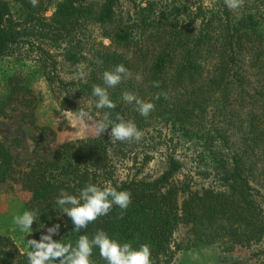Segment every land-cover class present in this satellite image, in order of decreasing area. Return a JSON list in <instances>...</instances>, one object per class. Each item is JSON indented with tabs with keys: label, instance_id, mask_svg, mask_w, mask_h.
Wrapping results in <instances>:
<instances>
[{
	"label": "trees",
	"instance_id": "trees-1",
	"mask_svg": "<svg viewBox=\"0 0 264 264\" xmlns=\"http://www.w3.org/2000/svg\"><path fill=\"white\" fill-rule=\"evenodd\" d=\"M121 1L39 0L33 7L30 0H0V64L17 65L0 80V120L20 109L18 117L35 125L36 97L20 71L34 64L61 111L83 109L96 121L109 113L113 122L119 114L143 134L176 135L197 148L195 162L205 165L201 173L210 184L194 188L177 178L182 163L171 147L159 175L118 180L110 128L100 137L58 145L49 127L36 126L35 147L51 157L18 169L0 140V189L11 181L26 195L22 214L37 211L30 239L59 224L53 239L73 245L99 229L134 248L148 243L153 264H172L182 248L211 246L224 254L249 250L256 264H264V0H245L238 11L217 0L218 10L210 13L199 0H134L128 12L119 10ZM60 61L73 72L69 80L61 77ZM119 64L133 78L108 88L115 109H97L93 85L105 86L103 73ZM126 90L155 110L140 115L122 100ZM161 92L167 98L156 99ZM88 182L130 191L132 203L122 219L114 206L74 232L56 199L61 190L78 195ZM11 220L0 218V264H28L31 249L16 246ZM180 230L182 242L176 241ZM91 259L106 264L98 248Z\"/></svg>",
	"mask_w": 264,
	"mask_h": 264
},
{
	"label": "rangeland",
	"instance_id": "rangeland-1",
	"mask_svg": "<svg viewBox=\"0 0 264 264\" xmlns=\"http://www.w3.org/2000/svg\"><path fill=\"white\" fill-rule=\"evenodd\" d=\"M56 1L58 0H53V2ZM133 1L122 0L119 10L122 12L132 11ZM199 1L206 12L210 13L218 10L217 0ZM53 10L54 8H50L46 15L50 16ZM35 56L33 53V58H36ZM0 66L1 80L6 72H13L17 65L9 66L3 62ZM59 68L61 77L69 80L73 72L61 61ZM20 71L28 75V84L36 97V107L34 109L35 125L28 124L18 117L20 109L12 112V118L0 120V140L5 141L9 145L18 169H24L27 164L34 162L36 159H49L51 157L46 149L35 147L36 126L49 127L53 131L55 143L58 145L95 136L91 127L85 126L76 120L75 114L59 109L47 83L34 64L26 63ZM163 135L164 131L161 135L154 133L143 134L139 142H115L116 148H114L112 159L115 163L117 179L125 180L133 176L141 178L159 175L164 167V154H166L167 148L171 147L174 149V157L182 163V169L176 177L180 180L187 178L194 188L209 185L211 182L210 177L206 173H201L205 165L202 164L199 167L195 162L197 148L192 147L189 142L179 141V143V138L171 133L167 134L166 137ZM145 156H148L149 160L143 165ZM25 196L24 192L18 186L12 184L11 181L1 186L0 218H12L9 228L13 231V240L16 246L22 251L30 249L28 246L30 233H22L15 225L13 217L22 215ZM184 237L185 232L180 230L176 234V241L182 242ZM250 255V251L246 249H237L232 253L224 254L216 246L182 248L177 252L172 264H256Z\"/></svg>",
	"mask_w": 264,
	"mask_h": 264
},
{
	"label": "clouds",
	"instance_id": "clouds-1",
	"mask_svg": "<svg viewBox=\"0 0 264 264\" xmlns=\"http://www.w3.org/2000/svg\"><path fill=\"white\" fill-rule=\"evenodd\" d=\"M229 10L237 11L244 6L245 0H223ZM33 7H37L39 0H30ZM83 78V73H81ZM133 78V73L123 64L116 65L112 70L103 73V83L105 86L93 85L92 95L96 97L95 107L97 109H115L116 104L110 99L108 88H114L123 80ZM137 82L142 80L140 74H135ZM154 87H160L159 81L153 82ZM167 98V93H158ZM122 100L127 104H135L136 111L147 117L155 110V104L140 99L135 93L124 91ZM109 113L104 114V118L99 121L92 119L89 112L81 109L75 113V118L81 124L91 127L94 135L100 137L109 128L110 138L113 142H139L143 133L131 120H124L119 114L116 121L109 119ZM132 203L130 191L117 190L111 186L110 182L103 187L98 184L88 182L78 195H72L61 190L56 199V204L60 211L66 214L74 225V232H81L89 224L94 223L102 216H107L114 206L121 211L118 219H122L124 213ZM37 211H24L22 215L13 217L15 225L22 233L32 232V225L37 220ZM60 225L56 224L47 229V234H42L39 240L29 239L28 246L31 249L26 253L28 264H95L91 259L93 250L99 249V256L106 264H153L151 247L148 243L140 244L134 248L130 242L121 243L111 238L109 234L99 229L89 238L87 235H80L73 245L71 242L57 241L53 235L58 234Z\"/></svg>",
	"mask_w": 264,
	"mask_h": 264
}]
</instances>
